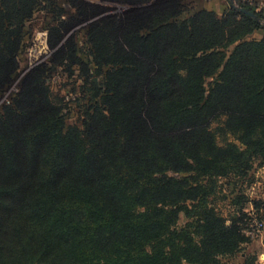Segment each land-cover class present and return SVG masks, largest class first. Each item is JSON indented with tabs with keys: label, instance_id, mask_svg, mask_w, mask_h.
Returning <instances> with one entry per match:
<instances>
[{
	"label": "trees",
	"instance_id": "1",
	"mask_svg": "<svg viewBox=\"0 0 264 264\" xmlns=\"http://www.w3.org/2000/svg\"><path fill=\"white\" fill-rule=\"evenodd\" d=\"M111 1L129 7L88 26L89 59L73 37L53 60L87 74L75 123L54 67L0 109V264H235L248 215L214 197L264 163V12ZM38 2L0 0V91Z\"/></svg>",
	"mask_w": 264,
	"mask_h": 264
},
{
	"label": "rangeland",
	"instance_id": "2",
	"mask_svg": "<svg viewBox=\"0 0 264 264\" xmlns=\"http://www.w3.org/2000/svg\"><path fill=\"white\" fill-rule=\"evenodd\" d=\"M31 17L24 25L22 39L17 52L16 71L2 85L0 91V109L2 105L11 102L12 97L20 91V85L37 68L54 67L46 78L55 98L65 107V112L71 123L78 120L84 103L82 87L85 85V75L80 66L75 67V74L66 71L64 63L53 62L55 55L74 37L81 49L80 55L89 59V44L86 42L88 26L96 22H105L121 15L129 5L111 0H38ZM239 8V1L249 2L257 11L264 12V0H234ZM195 8L206 7L218 13H223L231 0H191ZM64 23V24H63ZM262 30L255 31L251 37L260 38ZM77 44V45H78ZM94 69L93 64H89ZM94 74V70L90 74ZM90 81L100 85V77L92 75ZM223 121V118L222 120ZM220 123L215 122L213 126ZM227 138L220 135L219 140ZM231 139V138H230ZM178 176V175H177ZM218 193L214 197V206L225 217L236 215L242 210L247 213L245 228L246 241L240 251L225 262L241 263L246 257L252 258L253 264H264V163L256 160L246 175L232 174L218 178ZM239 213V212H238ZM186 221L181 214L179 224ZM228 221L227 224H229Z\"/></svg>",
	"mask_w": 264,
	"mask_h": 264
},
{
	"label": "water",
	"instance_id": "3",
	"mask_svg": "<svg viewBox=\"0 0 264 264\" xmlns=\"http://www.w3.org/2000/svg\"><path fill=\"white\" fill-rule=\"evenodd\" d=\"M231 1H232V3H234L233 5L236 7V5H235V1H234V0H231ZM241 10H243L244 12H246V13H248V14L254 16V17H256V15H255L253 12L249 11V10H246V9H244V8H241Z\"/></svg>",
	"mask_w": 264,
	"mask_h": 264
}]
</instances>
